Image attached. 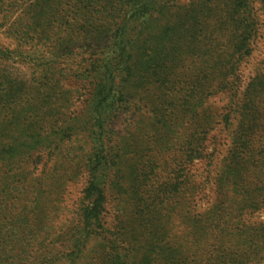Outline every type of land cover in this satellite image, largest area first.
Listing matches in <instances>:
<instances>
[{
    "label": "rangeland",
    "instance_id": "1",
    "mask_svg": "<svg viewBox=\"0 0 264 264\" xmlns=\"http://www.w3.org/2000/svg\"><path fill=\"white\" fill-rule=\"evenodd\" d=\"M120 1L0 0V226L19 254L7 260L68 262L89 152L80 76L121 35ZM163 1L169 59L112 123V146L135 150L124 156L134 172H121L125 194L108 177L101 223L123 264H264V196L239 210L224 181L237 156L244 188L264 187V0ZM116 253L95 264H117Z\"/></svg>",
    "mask_w": 264,
    "mask_h": 264
},
{
    "label": "trees",
    "instance_id": "2",
    "mask_svg": "<svg viewBox=\"0 0 264 264\" xmlns=\"http://www.w3.org/2000/svg\"><path fill=\"white\" fill-rule=\"evenodd\" d=\"M166 2L163 0H124L118 2L117 10L122 11L118 23L121 35L113 36L111 40L104 39L101 51L93 56L89 68L80 76L82 79L90 78L88 102H86L84 109L88 116L83 125L81 122L79 125L78 123L74 125L78 127L77 130L81 129L82 125L86 142L89 145L85 163L87 179L82 190L77 222L70 228L71 247L73 249L66 264H79V260L84 254L85 243L91 237L99 239V243L93 245L94 255L87 256L84 264L97 263L102 255L101 252L107 251L108 247L115 253L120 248L117 237L114 238L101 223V215L106 201V192L108 188L111 189V183L107 180L111 174H114L115 178L121 179V183H117L118 191L127 193L129 188L123 184L126 178L125 173L121 176V172L126 170L134 172L132 166L126 164L124 156L135 150L126 144L121 148L112 146V123L131 108L132 104L129 102V96H127L130 88L135 89L142 86L145 74H153L155 71L162 72L166 68L164 64L169 59V48H166L170 40L168 37L170 27L168 23L165 24L164 22L162 25L158 23L161 14H165L168 10ZM153 38L157 44L154 48H149L146 45L148 40ZM52 79L58 82L59 78L55 79L53 76ZM252 111L251 120L257 121L260 114L256 113L255 110ZM73 127L69 129L74 130ZM58 134L55 136L58 137ZM232 160L234 163L231 165L230 161L229 167L225 169L224 181L228 180V184L226 183L228 191L232 190L234 196L240 197L239 210L246 206L256 208V198L261 195L260 193L264 196V187H253L248 189V192L244 187L251 184L246 183L244 185L240 181L241 174L238 163L242 159L234 156ZM226 185H222V187ZM12 218L18 217L13 216ZM3 229L4 227L1 228L0 226V264H27L26 261L14 262V259H11L19 256V254L11 255L9 253L7 245L11 240L7 237L5 239ZM49 254L50 252H47L44 256L45 263L41 262L40 264H53L54 259L53 257L48 258ZM8 256L11 258L8 260L4 258ZM115 257L117 264L120 262L123 264L127 254L124 252L121 255V252H117Z\"/></svg>",
    "mask_w": 264,
    "mask_h": 264
}]
</instances>
